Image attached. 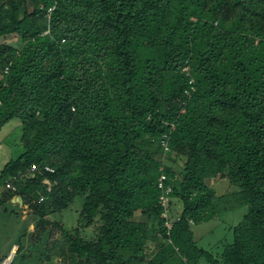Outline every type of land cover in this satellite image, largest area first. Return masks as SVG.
I'll list each match as a JSON object with an SVG mask.
<instances>
[{
  "label": "trees",
  "instance_id": "1",
  "mask_svg": "<svg viewBox=\"0 0 264 264\" xmlns=\"http://www.w3.org/2000/svg\"><path fill=\"white\" fill-rule=\"evenodd\" d=\"M12 35L0 131L18 121L22 151L0 207L31 212L37 264H264V0H0ZM77 198L93 237L55 223L49 239L47 217ZM240 209L219 252L197 245L192 227Z\"/></svg>",
  "mask_w": 264,
  "mask_h": 264
},
{
  "label": "rangeland",
  "instance_id": "2",
  "mask_svg": "<svg viewBox=\"0 0 264 264\" xmlns=\"http://www.w3.org/2000/svg\"><path fill=\"white\" fill-rule=\"evenodd\" d=\"M0 44L18 46L19 41L16 36L12 35L6 38H1ZM20 136L21 130L19 128V122L16 120L10 121L1 129L0 169L4 163L10 159L16 158L21 153L22 149L19 145ZM211 185H213L217 194H225L234 190V188L228 184L226 179H216L211 182ZM17 200L19 199L17 198ZM81 202L82 200L77 198L64 212L47 217L48 221L51 223V225L47 226L49 231L48 234H50L49 239L61 240L60 231L56 228H52V224L55 223L68 232L72 231L74 228H78L79 235L84 239L93 237L92 228H85L83 223L78 220ZM244 213L245 209H240L220 216L213 221L192 227L193 237L197 245L205 250L211 251L212 253L219 252L221 250L219 241L224 238L227 241H230V230L241 220ZM34 231L35 227L33 225L31 212L26 206L21 208L19 204H14L12 200L3 204L0 207V264L6 257H8L12 247L14 246L12 252H15V246L20 243L25 248L23 254H28L29 256L27 257L28 261L24 262L27 259L20 261V255H14L13 253L9 264H21L22 262H24V264H37V259L40 252L45 249L47 240H45V237H42L41 244L34 242L30 243L29 236L33 234L32 232ZM22 234H25L26 236L20 240ZM52 262L57 263L59 262V259L53 257ZM45 264L49 263L45 262Z\"/></svg>",
  "mask_w": 264,
  "mask_h": 264
},
{
  "label": "built area",
  "instance_id": "3",
  "mask_svg": "<svg viewBox=\"0 0 264 264\" xmlns=\"http://www.w3.org/2000/svg\"><path fill=\"white\" fill-rule=\"evenodd\" d=\"M164 146V150L167 151V147H166V144L164 143L163 144ZM37 170L36 166H32L30 168V172L33 173ZM44 171L46 172H52V170L49 168V167H44ZM165 181H166V176L164 174H161L157 180V188L160 190L161 194L159 196V203L160 205L164 208V212L162 213V217L166 218L167 215H166V209H167V203H168V193L170 192V187L167 186L165 184ZM44 184L47 186V191L50 190V185L48 184V182L45 180L44 181ZM5 188L8 189V190H11V191H15V187L11 184V183H6L5 184ZM165 226L170 229V223L167 221L165 223ZM13 253V252H11ZM10 256V255H9ZM9 256L6 257L1 264H9L10 263V259H9Z\"/></svg>",
  "mask_w": 264,
  "mask_h": 264
},
{
  "label": "crops",
  "instance_id": "4",
  "mask_svg": "<svg viewBox=\"0 0 264 264\" xmlns=\"http://www.w3.org/2000/svg\"><path fill=\"white\" fill-rule=\"evenodd\" d=\"M12 202L15 204H19L21 208H24V206L22 205L21 201L17 200V198L13 199ZM14 246L12 247V249L10 250L9 255L11 254L12 250H13ZM8 255V256H9Z\"/></svg>",
  "mask_w": 264,
  "mask_h": 264
},
{
  "label": "water",
  "instance_id": "5",
  "mask_svg": "<svg viewBox=\"0 0 264 264\" xmlns=\"http://www.w3.org/2000/svg\"><path fill=\"white\" fill-rule=\"evenodd\" d=\"M14 253V252H13ZM13 253L10 254L9 259L11 260Z\"/></svg>",
  "mask_w": 264,
  "mask_h": 264
},
{
  "label": "bare ground",
  "instance_id": "6",
  "mask_svg": "<svg viewBox=\"0 0 264 264\" xmlns=\"http://www.w3.org/2000/svg\"><path fill=\"white\" fill-rule=\"evenodd\" d=\"M7 263V262H6ZM6 263H4V264H6Z\"/></svg>",
  "mask_w": 264,
  "mask_h": 264
}]
</instances>
